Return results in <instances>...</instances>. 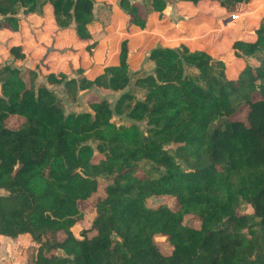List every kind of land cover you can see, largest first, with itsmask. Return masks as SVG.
<instances>
[{"label": "trees", "instance_id": "trees-1", "mask_svg": "<svg viewBox=\"0 0 264 264\" xmlns=\"http://www.w3.org/2000/svg\"><path fill=\"white\" fill-rule=\"evenodd\" d=\"M50 1L59 26L73 21L89 38L93 0ZM18 3L31 9L37 0H0V13H15ZM124 5L141 22L138 7ZM216 37L203 49L151 50L154 72L133 82L124 58L120 72L94 80L46 73L73 100L94 85L121 92L114 104L101 99L81 112H67L46 84L36 87L34 74L28 84L19 68L2 66L0 234L38 243L33 264H264V24L255 40L237 39L224 55ZM242 107L246 117H236ZM11 115L24 118L19 128L6 125ZM100 178L105 194L78 237L80 201ZM161 195L177 207L148 203ZM242 204L254 212L239 213ZM187 215L200 226L186 224ZM157 234L168 237L171 254L160 251Z\"/></svg>", "mask_w": 264, "mask_h": 264}, {"label": "crops", "instance_id": "crops-1", "mask_svg": "<svg viewBox=\"0 0 264 264\" xmlns=\"http://www.w3.org/2000/svg\"><path fill=\"white\" fill-rule=\"evenodd\" d=\"M125 1L138 7L141 22L133 20ZM163 1L165 6L159 11L152 0H93L87 39L78 36L73 21L65 27L58 25L50 0H37L31 9L18 3L15 13H0V68L16 66L28 84L34 74L36 87L46 84L54 91H62L67 99L65 87L48 83L46 73L94 80L107 71L120 72L124 58L133 82L139 74L154 72L149 55L155 48L185 45L191 50L203 49L208 37L216 32V48L224 55L237 39L255 40L257 30L264 24V0L231 4H224L227 0ZM231 12L239 13L233 25L228 21ZM14 47L20 48L18 55L12 52ZM120 94L98 85L81 89L77 100L83 101L85 107L74 111H87L90 102L101 99L114 104ZM12 117L23 118H9ZM10 239L15 240L0 234V252Z\"/></svg>", "mask_w": 264, "mask_h": 264}, {"label": "rangeland", "instance_id": "rangeland-1", "mask_svg": "<svg viewBox=\"0 0 264 264\" xmlns=\"http://www.w3.org/2000/svg\"><path fill=\"white\" fill-rule=\"evenodd\" d=\"M249 61L256 64V60L252 57ZM57 95L62 100L67 112L74 111L75 109L84 108L85 104L78 100H73L70 96L66 99L62 96V91L56 90ZM141 95V93H138ZM112 99V98H110ZM73 100V101H72ZM247 107H242L240 113L236 116L239 118H245L247 114ZM114 120L117 122H126L128 119L125 116H114ZM24 121L21 117H12L6 121V125L10 128L17 129L21 126ZM141 129L145 128V122H138ZM106 179L100 178V186L96 193H94L90 198L80 201V209L82 212L81 220L76 223L73 227V231L76 236L80 237L82 229H88L91 227L93 219L96 215V203L99 197L105 194L104 187L106 185ZM148 203L152 207H157L162 203L168 204L172 208L177 207V199L169 195L152 196L149 198ZM239 213H249L252 214L253 208L249 204H242L241 208L238 209ZM185 223L194 227L200 226V220L198 217L193 215H187L185 218ZM90 235L94 234L93 231L89 232ZM155 242L158 245L160 251L169 255L172 252L173 246L169 241L168 237L162 234H157L155 236ZM39 244L31 241L27 236H21L18 239L12 241L5 245V249L0 252V264H33V260L36 257Z\"/></svg>", "mask_w": 264, "mask_h": 264}, {"label": "built area", "instance_id": "built-area-1", "mask_svg": "<svg viewBox=\"0 0 264 264\" xmlns=\"http://www.w3.org/2000/svg\"><path fill=\"white\" fill-rule=\"evenodd\" d=\"M239 18L238 12H231L230 16L228 17V21L231 25H233Z\"/></svg>", "mask_w": 264, "mask_h": 264}]
</instances>
